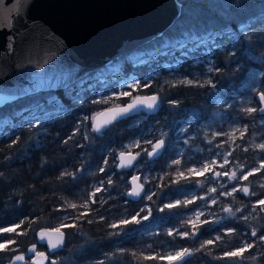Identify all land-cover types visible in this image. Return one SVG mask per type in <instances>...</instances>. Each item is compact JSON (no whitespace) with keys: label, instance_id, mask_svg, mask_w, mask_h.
Segmentation results:
<instances>
[{"label":"trees","instance_id":"16d2710c","mask_svg":"<svg viewBox=\"0 0 264 264\" xmlns=\"http://www.w3.org/2000/svg\"><path fill=\"white\" fill-rule=\"evenodd\" d=\"M179 1L181 12L164 33L178 34L183 29L202 33L214 28L210 33L213 34L233 18L245 23L251 20V24L242 34L236 30L231 39L214 35L218 46L212 49L211 72L201 62H193L194 57L185 56L175 70L178 75L168 74L158 62L176 53L177 47H170L164 53L158 51L155 56L151 54L132 67L128 61L123 63L122 69L131 68L139 78L138 92L159 94L161 104L157 111H137L110 124L102 133H96L89 126L91 116L110 104L128 100V96L122 95L107 98L106 87L102 88L97 77L59 89L39 90L0 106V228L19 225L15 233H0V243L16 242L10 245L11 250L0 249V264H11L12 255L26 250L32 243L46 251L45 244L36 239L42 227H60L65 232L61 248L51 254L47 264L53 259L56 264H167L166 259L144 257L167 256L184 248L193 254L179 264H264V242L251 235L252 230L264 233V211L256 210L253 205L264 193V188L253 185L264 176V170L247 181H240L251 184V192H256V196L239 191L224 196L220 193L230 191L229 188L218 186L208 173L196 176L188 172L189 164L198 161L194 156L182 159L178 165L173 163L178 160L186 133L194 132L193 140L203 142L198 124L214 108L217 91L226 99L240 90L250 70L264 68L261 62L264 22L260 19L264 0H239V6L237 0ZM207 37L198 39L207 41ZM196 42L197 39L189 40L181 48ZM156 66L159 70L154 74ZM217 68L219 72L215 71ZM262 86L264 74L251 95L254 107L259 105L255 94ZM52 97L59 100V106L48 103ZM234 110L249 132L259 133V138L264 139L261 123L264 114L247 115L242 109ZM187 123L190 125H184ZM160 137L164 147L157 157L151 158L146 154L150 149L148 141L153 143ZM208 138L215 140L210 135ZM120 150L140 153L136 164L143 163V166L137 172L147 177L143 183L152 195L151 201H145L149 208L146 211L140 212L142 208L145 210L142 197L131 200L125 195L136 164L129 169L117 168ZM230 152L231 159L245 163L255 153L243 146ZM261 152L260 157L264 158V151ZM196 155L204 153L199 151ZM100 168L105 171H99ZM180 171L185 177L178 176ZM109 177L110 185L106 183ZM211 186L217 191L211 192ZM98 187L101 191L94 197L92 193ZM213 193L218 196L215 204L208 205L213 213L203 214L196 221L198 230L194 229L186 217L187 211L202 199L200 195L210 201ZM187 200L193 203L184 204ZM177 201L181 203L176 204ZM86 203L88 207H82ZM73 204L77 207L72 208ZM169 204L176 206L167 208ZM134 213H139V223L120 224L122 220L131 221ZM147 213L149 217L145 220ZM205 220L208 223H203ZM113 224L118 227H111ZM230 229L234 230L231 234ZM185 231L189 233L187 237L180 235ZM217 236L221 239L216 240ZM208 240H213V244L201 248ZM246 243L254 247L242 257H224L225 252Z\"/></svg>","mask_w":264,"mask_h":264},{"label":"water","instance_id":"95a60500","mask_svg":"<svg viewBox=\"0 0 264 264\" xmlns=\"http://www.w3.org/2000/svg\"><path fill=\"white\" fill-rule=\"evenodd\" d=\"M180 12L179 0H0V106L39 90L68 86L121 54L161 35ZM58 83L62 86L56 87ZM151 96L157 97L153 108L138 105L115 119V113L109 111L132 103L136 97ZM160 104L157 92L136 94L124 103L96 111L91 124L94 121L102 124L101 131L96 132L102 133L110 124L137 111H157ZM162 148L150 157H157ZM121 152L133 156L138 152L120 150L117 153V168H132L139 156L132 161L131 167L121 168ZM133 177L139 179L133 183ZM136 185H143L140 196L128 195ZM144 192L145 184L140 173L133 172L125 195L138 200ZM56 228L60 227H42L36 233L37 242L45 244V257L27 251L35 245L36 252H42L38 251L37 243H32L26 250L14 253L10 263L47 264L51 254L61 248L53 251L47 246L48 239L57 240L58 233L53 231ZM41 231L47 233L43 242L39 237ZM61 231L64 241L65 232L62 228ZM16 254L25 255L26 261H15ZM180 262L173 261L172 264Z\"/></svg>","mask_w":264,"mask_h":264},{"label":"rangeland","instance_id":"374dc122","mask_svg":"<svg viewBox=\"0 0 264 264\" xmlns=\"http://www.w3.org/2000/svg\"><path fill=\"white\" fill-rule=\"evenodd\" d=\"M214 30V28H208L206 29V31L200 33L196 31L189 32L188 30L183 29L178 34H168L166 32H163L161 35L157 36V38L155 37L154 39L121 54L111 62L99 67L96 70H93L92 72H90L91 74L89 73L86 76L78 79L77 84L82 83L84 80L91 77H97L102 85V88L106 87L105 91L107 93L105 95L107 98L116 97L124 92H129L131 93V95L128 96L129 100L136 94H141L140 92H138L139 78L135 75L131 68H128L126 70L122 69L121 67L123 63L128 61L132 63V67V65L146 60L147 57H149L151 54H154L153 56H155L158 51L164 53L165 51L169 50L170 47H177L178 51L176 53L170 54L167 58L158 62L159 66L168 70V74L174 73L175 75H178V73H175V70L178 69L185 56L191 58L194 57L193 62H201L205 70L208 71V69H212L213 66L211 54L212 49L215 46H218L217 41L215 40L214 36H212V39H209V37H207L209 39L207 41L203 39L200 40L198 38H200L201 36H209V34L214 32ZM194 39H197V42L195 44L188 45L186 48H181L185 42ZM213 41H215V43H213ZM158 70V66H156V68H154L152 72L155 74L158 73ZM262 73H264V68L250 70L247 74L246 79L240 86V90L236 92L234 91L226 99L221 98L219 92L217 91V93L214 95L213 100L214 108L211 110L209 116L198 124L201 129L200 135L203 139V142L200 143L199 139L198 141L193 140L195 137L194 132L186 133L183 138L184 144L178 151V160L180 161L182 159L188 160L193 156L198 159L197 162L193 160L188 166V169L195 168L197 169V171L201 169L203 164L209 163L212 160L217 161V165L213 166L215 168V171H223V169H220L218 165L222 163L224 157L227 156L229 163L226 165V169L229 172V176L216 177L214 172H210L208 173V175L216 179L218 186H220L221 188H229L230 191L232 190V187L235 186L237 189H239L240 187H248L251 192L252 185L249 183L240 182L241 180L239 179V177L242 172L246 173L247 171L258 167L261 160L264 159L260 157L263 154L261 150L255 147V145L258 143H264V139L259 138V133L249 131L245 134L243 139L240 138L239 132H236L232 139H229L226 136H216L215 134L218 132L232 133L233 129L236 128H239L241 131H243V127L246 126V124L241 122V120L239 119V113L234 109L243 110L245 107H254L252 104L251 95L258 88L260 78L263 75ZM115 104L120 103H113L108 106ZM184 125L190 124L187 123ZM209 135L213 138L215 137V140L208 138ZM209 141H211V143H209ZM218 144H224L225 146L217 147ZM239 146L249 148L250 150L252 149V151L255 152L253 158L249 159L247 163H245L243 160L239 161L234 158L231 159V157L228 156V153L232 149L238 148ZM199 151L204 153V155L195 156V153ZM251 162H253V164H251V166H248V164ZM142 166L143 163L136 164L133 172H137V168ZM232 172L237 173V180H232L230 178ZM140 179L142 182L147 181V177L142 176L141 174ZM253 185L259 187L264 185V176L260 177L256 182L253 183ZM212 188H214V186H211V189ZM150 193V190H145L144 194L142 195V200L144 203L145 201H147V195H149ZM200 196L202 197V199H200V201L195 206L191 207L186 213V217L189 221H195L197 213H202L200 218L203 216V214L211 215L213 213L208 208V205L212 202V200L217 199L218 196L214 195L213 193V198H211L210 201H205L204 196ZM260 198H264V195H262ZM144 205L145 211L146 209H149L146 203ZM253 205L255 207L257 206V200ZM133 215L131 218H133ZM146 215L149 217L148 213ZM38 251L43 252L44 250L38 249ZM175 252H171L170 254H174Z\"/></svg>","mask_w":264,"mask_h":264},{"label":"snow or ice","instance_id":"6c2138e0","mask_svg":"<svg viewBox=\"0 0 264 264\" xmlns=\"http://www.w3.org/2000/svg\"><path fill=\"white\" fill-rule=\"evenodd\" d=\"M237 6H239V0H237ZM261 21L264 22V13L261 14L260 17ZM251 24V20L248 21V23H245L243 20H239L236 18H233L231 20H228L222 30L220 32L217 33H213L209 35V39H212V36H220V37H225L228 39H231L235 36L236 34V30H238L241 34L244 33L248 26ZM213 43H215V41H213ZM262 63H264V59H262L261 61ZM209 72L213 71V69L209 68L208 69ZM215 71L219 72L220 69L217 68L215 69ZM264 74V73H262ZM187 83H192L191 81H188ZM206 83H211V81H207ZM51 86V85H50ZM56 87H61V84H56ZM215 85H213L214 87ZM65 94L67 95V90L65 91ZM122 96H130L131 93L129 92H124L121 94ZM257 95L259 97L258 103L261 105H264V86H262V90H259L257 92ZM99 102H104L107 103V101H93V103H99ZM157 102V97L156 96H151V97H136L132 103L127 104L124 107H118L116 109H110L109 111H112L115 113V115L113 116V119L116 118V116L119 115H124L127 114L128 112L132 111L133 109L137 108L138 105H145L148 108H153L156 105ZM48 103L50 104H56L57 106H59L60 102L56 97H52ZM243 112L247 115H252L255 113H260V114H264V106H260V107H245L243 109ZM110 121H107L106 123H109ZM261 123L264 124V117H262L261 119ZM93 131L95 132H100L101 128L103 127L102 124H100L99 122H93L92 124L89 125ZM79 130V129H77ZM236 132L240 133V138L243 139L245 134L248 132V128L246 126L243 127V131H241L239 128L233 129L232 133H223V132H218L215 135L216 136H226L229 139H232V137L234 136V134ZM148 143L151 145V151H146V154L148 156H153L155 155L162 147H164L165 142L163 140H158L155 143H152L151 141H148ZM209 143H211V141H209ZM138 146V145H137ZM224 144H218L217 147H224ZM255 147L261 151H264V143H258L255 145ZM244 151H247V149H244ZM140 153H137L136 156L131 155V153H125V152H121L120 154V167L121 168H125V167H131L132 166V161L136 159L137 156H139ZM233 153L229 152L228 156H232ZM107 163V161L105 162ZM174 164H180L181 161L180 160H174L173 161ZM229 163V160L227 158V156L224 157L223 162L220 163L218 166L220 169H223V171H215V168L213 166L217 165V161L212 160L209 163H205L202 165L201 169L199 171H197V169L195 168H190L188 169V172L196 175V176H203L205 173H210V172H214L216 177H220V176H224V177H228L229 176V172L226 169V165ZM261 170H264V159L261 160L260 164L258 167L253 168L249 171H247L246 173L242 172L240 174L239 179L243 180V181H247L249 179L250 176H253L256 172H261ZM99 171L104 172V168H100ZM64 175H73L72 173H64ZM178 176L179 177H185V173L183 171L178 172ZM230 178L232 180H237V173L236 172H232L230 175ZM133 183H135V181L137 179H139L138 177H133ZM101 183H105V181H102ZM107 184H112V179L109 177L106 181ZM223 187V186H222ZM262 188H264V185L261 186ZM143 188V185H136L133 187L132 191H130L128 193V195L130 196H140V189ZM101 188H97L95 190V192L92 193V195L95 197L96 193L100 192ZM211 192H216V188H212L210 189ZM237 191L244 193L246 196L251 195V196H256L257 193L252 191L250 192L248 187H240L239 189H237L235 186L232 187L231 191H227L225 190L223 193H220L221 195L224 196H231L233 195V193H236ZM261 195H264V193H262ZM147 199L149 201L152 200V195H147ZM92 203H96V200H92ZM180 201H177L176 204H180ZM193 203L191 200H187L184 201V204H191ZM212 203L215 204L216 201L212 200ZM176 205L174 204H169L166 205L167 208H174ZM72 208H76L77 205L73 204L71 205ZM82 207L87 208L88 205L87 203L85 205H83ZM239 211V209H237ZM256 210L258 211H264V198H258L257 200V206H256ZM145 211L144 209H140V212ZM149 214H150V210ZM225 211H231V209H225ZM139 215V213H136L133 215V218L131 221L129 220H122L120 222L121 225H125L128 223H139V220L137 219V216ZM202 215V213H197L196 214V220L195 221H189V223H191L192 227L194 229L198 230V226H197V222L199 221L200 216ZM143 219H148V216L145 215L143 217ZM244 219L246 220L247 217H244ZM89 223H91L92 221H88ZM203 223H208L207 220L203 221ZM75 226V225H72ZM19 227V225L15 226V227H5V228H0V233H15L17 231V228ZM62 227L67 228L69 227V225H62ZM111 227L116 228L118 227V225L113 224L111 225ZM53 231H55L56 233H58V237L57 240L54 242L52 239H48L47 240V246L49 248H51L53 251H55L58 247L62 246L63 244V237H64V233L61 231V228H56ZM234 231L232 229L229 230V233L231 234V232ZM194 234V233H193ZM47 233L44 231H41L39 233V237H40V241L43 242L45 241V237H46ZM168 235H172L171 232L168 233ZM180 235H183L184 237H187L189 235V233L187 231L180 233ZM251 235L253 237L258 238L260 241L264 242V233H258L256 230H252ZM216 240H220L221 237L217 236L215 238ZM213 240H208L205 242V244L201 245V248L205 247V245H211L213 244ZM16 242L13 240H7L3 243H0V249L3 250H11L10 249V245L15 244ZM254 245L251 243H246L244 244L242 247H237L235 250L233 251H228L224 253V257L227 258H236V257H242L243 254L245 252H247L249 249L253 248ZM28 252H33L36 255L40 256V257H45V253L44 252H36L35 249V245H33L32 248L27 249ZM194 251H200V249H195ZM193 252L190 251L187 248H184L180 251L175 252L174 254H168L167 256H159V257H153V256H146L144 257V259L147 260H155V259H167L169 261V264H172L173 261H182L185 259V257L192 255ZM217 259H221L222 257H216ZM15 261H26V257L25 255H20V254H16L15 255ZM38 264V262H37ZM50 264H56L55 259L50 261Z\"/></svg>","mask_w":264,"mask_h":264},{"label":"flooded vegetation","instance_id":"af4514ba","mask_svg":"<svg viewBox=\"0 0 264 264\" xmlns=\"http://www.w3.org/2000/svg\"><path fill=\"white\" fill-rule=\"evenodd\" d=\"M30 258V257H29Z\"/></svg>","mask_w":264,"mask_h":264}]
</instances>
